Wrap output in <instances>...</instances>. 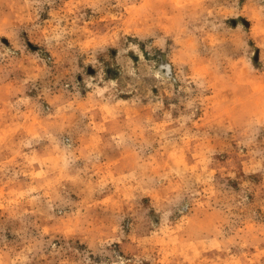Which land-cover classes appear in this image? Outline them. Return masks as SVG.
<instances>
[{"label": "rangeland", "instance_id": "1", "mask_svg": "<svg viewBox=\"0 0 264 264\" xmlns=\"http://www.w3.org/2000/svg\"><path fill=\"white\" fill-rule=\"evenodd\" d=\"M0 264H264V0H0Z\"/></svg>", "mask_w": 264, "mask_h": 264}]
</instances>
